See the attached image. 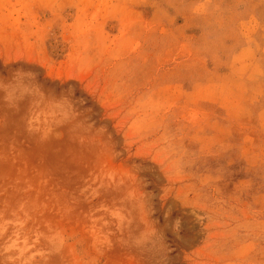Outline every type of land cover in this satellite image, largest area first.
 <instances>
[{"label":"rangeland","instance_id":"1","mask_svg":"<svg viewBox=\"0 0 264 264\" xmlns=\"http://www.w3.org/2000/svg\"><path fill=\"white\" fill-rule=\"evenodd\" d=\"M0 264H264V0H0Z\"/></svg>","mask_w":264,"mask_h":264}]
</instances>
